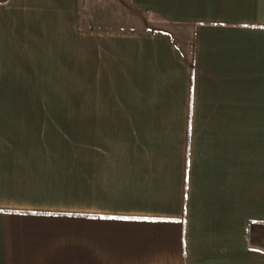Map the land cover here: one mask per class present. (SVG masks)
<instances>
[{
    "label": "crops",
    "instance_id": "0c3cea01",
    "mask_svg": "<svg viewBox=\"0 0 264 264\" xmlns=\"http://www.w3.org/2000/svg\"><path fill=\"white\" fill-rule=\"evenodd\" d=\"M106 1L0 0V264H264V0Z\"/></svg>",
    "mask_w": 264,
    "mask_h": 264
},
{
    "label": "rangeland",
    "instance_id": "374dc122",
    "mask_svg": "<svg viewBox=\"0 0 264 264\" xmlns=\"http://www.w3.org/2000/svg\"><path fill=\"white\" fill-rule=\"evenodd\" d=\"M106 11L108 12L109 19L107 23L102 24V28L104 29H146V30H158L168 28L172 35L175 37L176 42L179 46L188 53L189 45L191 43V28L187 26H179L173 25L168 27L166 25H159L157 23L156 17L152 16L149 19L144 17L142 13L134 12L130 9L128 5V0H107L106 1ZM144 17V18H143ZM145 19L146 23L143 24V20ZM159 27V28H158ZM67 93L65 90L55 88L53 100H54V111L62 112V111H77L76 105L70 104L69 100H67ZM85 107V106H84ZM31 111H34L33 109ZM253 122H247V129H251Z\"/></svg>",
    "mask_w": 264,
    "mask_h": 264
}]
</instances>
